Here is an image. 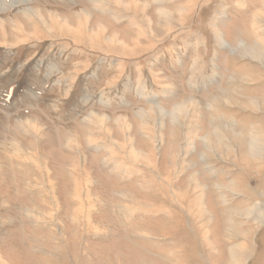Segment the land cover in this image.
I'll list each match as a JSON object with an SVG mask.
<instances>
[{
	"label": "rangeland",
	"instance_id": "obj_1",
	"mask_svg": "<svg viewBox=\"0 0 264 264\" xmlns=\"http://www.w3.org/2000/svg\"><path fill=\"white\" fill-rule=\"evenodd\" d=\"M117 1L0 0V264H264V0Z\"/></svg>",
	"mask_w": 264,
	"mask_h": 264
},
{
	"label": "bare ground",
	"instance_id": "obj_2",
	"mask_svg": "<svg viewBox=\"0 0 264 264\" xmlns=\"http://www.w3.org/2000/svg\"><path fill=\"white\" fill-rule=\"evenodd\" d=\"M16 1V0H15ZM89 1V0H88ZM91 1V4H93L92 6L94 7V9H99V10H101V11H103V10H106V9H108L109 7H108V4H113L114 2H113V0H90ZM74 2V1H73ZM14 3V0H12V5H15V4H13ZM5 4V3H4ZM9 4V3H8ZM76 4V3H75ZM118 6H121V7H125V8H130L131 6L130 5H132V6H134L133 8H137V7H139L140 8V6L142 5L143 7L144 6H147L146 4H142L140 1H138V0H132V3L131 4H129V5H125V6H123L124 5V2H123V0H118L117 1V3H116ZM7 5V4H6ZM19 6V5H18ZM149 6V5H148ZM4 7V6H3ZM108 7V8H107ZM115 7H117V6H115ZM184 7V6H183ZM186 7V6H185ZM189 7V6H188ZM187 7V8H188ZM15 8H17V7H15ZM6 9V8H5ZM128 10H130V9H128ZM181 10V9H180ZM189 10V9H188ZM117 11V10H116ZM140 11H141V9H140ZM182 11H183V9H182ZM103 12H105V11H103ZM107 12V11H106ZM118 12V11H117ZM139 12V11H138ZM142 12V11H141ZM179 12V11H178ZM185 12H187V11H185ZM66 13V12H65ZM182 13V12H181ZM259 13V12H258ZM21 16H22V18L23 19H25L27 22H28V24H31V23H33V24H37V23H42V26L43 27H47V29H49V27L51 26H49V22H52V23H54L55 25H56V23L58 24V23H60L61 22V20H65V23H68V22H70L68 19H66V18H63V17H60L61 16V14L60 13H58V12H49V13H47V14H45V13H43V11L42 10H40V9H37V8H32V7H27V8H23V9H21ZM75 14H76V17L78 18V20L80 21H78V23H80V25L82 26V25H84L85 26V29L86 30H88L89 32L91 31L90 30V28H92V25H93V21L95 20V19H99V16H95L94 14H92L91 13V11L89 10V9H87V8H79L78 9V11H76V12H74V14H73V16H75ZM136 14V13H135ZM48 15V19L46 18V16ZM159 15L160 16H165V17H169L170 16V14H169V12L167 11V10H165V9H159ZM117 16H119V15H117ZM134 16V15H133ZM122 17H124V16H122ZM115 18V17H114ZM159 18V17H158ZM35 19H37L38 21H36ZM144 19V18H143ZM160 19H161V17H160ZM170 19H172V17L170 18ZM34 20H35V22H34ZM146 20H147V18H146ZM149 20L150 21H152V19H150L149 18ZM138 21H139V19H138ZM8 21H6L5 19H0V33H1V35H2V38L5 40L4 41V43L3 44H1L0 43V46H6L7 44H8V42H7V40H8V37H9V31H8V29L6 30V23H7ZM11 22V21H10ZM116 23H120L117 19H116V21H115ZM140 22V21H139ZM153 22V21H152ZM151 22V23H152ZM99 23H97V27H99V31L101 32V33H103V34H106V31H105V27L102 25H98ZM135 24V23H134ZM12 25H13V28L11 29V33H12V31L14 30V31H16V32H19V33H21L22 32V28L24 27L23 25L21 26L20 24H19V22H17V21H15L14 23H12ZM32 25V24H31ZM67 26V25H66ZM59 27V26H58ZM78 27H80V26H78ZM68 28V27H67ZM36 30H37V28H35ZM56 29V28H55ZM63 29V28H62ZM97 29V28H96ZM67 30V29H66ZM68 30H70V29H68ZM73 31V30H72ZM24 32V31H23ZM74 32H76L75 30H74ZM6 33H7V35H6ZM65 33V32H64ZM71 33V32H70ZM92 33H95V32H92ZM72 34V33H71ZM12 35V34H11ZM115 35V34H114ZM67 36H68V34H67ZM116 36V38H112L111 37V39H108V41L110 42L111 41V43L112 44H115V42H117L115 39H118V40H120L119 38H118V36L117 35H115ZM78 37V36H77ZM101 37V36H100ZM32 39V38H31ZM220 39V38H219ZM28 40H27V37H26V39H23V40H19L18 41V44H16V46H18V45H20V43H26ZM107 41V40H106ZM137 42V41H136ZM216 42H218V41H216ZM10 43V42H9ZM110 43V44H111ZM120 43V45H121V47H125L126 46V48L128 47V44L126 43V42H124V41H120L119 42ZM220 43H221V45L222 46H228L229 44H228V42L226 41V38H222V40L220 41ZM13 44V43H12ZM139 44V43H138ZM136 45V47H139V45ZM10 45V44H9ZM7 48H8V46H7ZM129 49H130V47H129ZM138 49H136L135 48V51H137ZM123 52V51H122ZM124 54H125V52H124ZM127 54V53H126ZM216 58V57H215ZM44 63V62H43ZM53 65V64H52ZM214 66V65H213ZM47 67V66H46ZM198 70V69H197ZM214 70V69H213ZM199 72V71H198ZM58 73V72H57ZM213 74V73H212ZM214 78V77H213ZM249 79V78H248ZM154 96V95H153ZM161 107V106H160ZM225 109H226V107H225ZM162 111H163V109H161ZM239 111H240V109H238ZM92 114V113H91ZM93 116L92 117H94L95 116V118H97V120L98 121H100V123H102V124H104V119H106L105 117H102V116H99V115H97L96 113L94 114H92ZM101 118H104V119H101ZM93 120V119H92ZM91 121V120H90ZM97 122V121H96ZM34 122H32V121H30L29 122V124H28V126H30V125H32ZM229 129V128H228ZM253 143H255L256 144V141L254 140L253 141ZM254 144V145H255ZM253 145V144H252ZM238 155V154H237ZM236 155L234 154V155H232V157H231V160L233 159V163L235 162V161H237V158L235 157ZM232 164V163H231ZM230 164V165H231ZM228 165V164H227ZM249 168H250V171L252 170V168H251V165H249ZM232 172V171H231ZM246 174V173H245ZM245 174H242L241 176H243V175H245ZM250 176V175H249ZM241 178V177H240ZM245 181V180H244ZM245 185V184H244ZM248 185H250V186H252L249 182L247 183V185H246V187H248ZM199 186V185H198ZM248 189V188H247ZM248 191V190H247Z\"/></svg>",
	"mask_w": 264,
	"mask_h": 264
}]
</instances>
